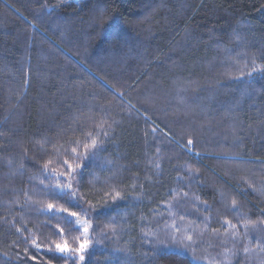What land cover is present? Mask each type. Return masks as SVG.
Returning <instances> with one entry per match:
<instances>
[{"label": "trees", "instance_id": "obj_1", "mask_svg": "<svg viewBox=\"0 0 264 264\" xmlns=\"http://www.w3.org/2000/svg\"><path fill=\"white\" fill-rule=\"evenodd\" d=\"M171 216L264 224V0H0V264H201Z\"/></svg>", "mask_w": 264, "mask_h": 264}, {"label": "rangeland", "instance_id": "obj_2", "mask_svg": "<svg viewBox=\"0 0 264 264\" xmlns=\"http://www.w3.org/2000/svg\"><path fill=\"white\" fill-rule=\"evenodd\" d=\"M181 221L168 217L157 243L188 249L201 264H236L239 259L241 264H264V224L242 229L236 235L231 231L222 237L205 227ZM79 224L84 228L88 226L83 221Z\"/></svg>", "mask_w": 264, "mask_h": 264}, {"label": "snow or ice", "instance_id": "obj_3", "mask_svg": "<svg viewBox=\"0 0 264 264\" xmlns=\"http://www.w3.org/2000/svg\"><path fill=\"white\" fill-rule=\"evenodd\" d=\"M189 143H192V141H189ZM92 144H93V146H95V141H93ZM73 151H75V149H73ZM69 187H70V185H69ZM233 203L235 204V201H233ZM49 207L51 208L52 205H49ZM71 215L75 216V215H77V214H76V213H71ZM84 224H85V225L87 224V221H86V220L84 221ZM85 232H87V228H86V227H85ZM189 239H190V238H189ZM87 246H88V241L85 240L83 243L80 244V247H79L78 249H75V250H73V249H69L68 246H67V243H65V244H63V245H61V244H57V245H56V248H57L60 252H62V253H63V252H67V251H79V252L83 253V252L85 251V249L87 248ZM245 251H247V249H245ZM84 258H85L84 255H80V257H79V259H80L81 261H83Z\"/></svg>", "mask_w": 264, "mask_h": 264}]
</instances>
